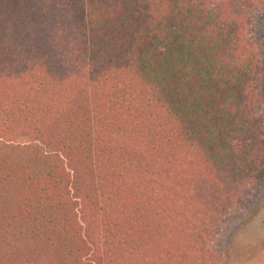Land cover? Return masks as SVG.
Here are the masks:
<instances>
[{
  "label": "trees",
  "instance_id": "obj_1",
  "mask_svg": "<svg viewBox=\"0 0 264 264\" xmlns=\"http://www.w3.org/2000/svg\"><path fill=\"white\" fill-rule=\"evenodd\" d=\"M263 13L0 0V264H224L264 183Z\"/></svg>",
  "mask_w": 264,
  "mask_h": 264
},
{
  "label": "rangeland",
  "instance_id": "obj_2",
  "mask_svg": "<svg viewBox=\"0 0 264 264\" xmlns=\"http://www.w3.org/2000/svg\"><path fill=\"white\" fill-rule=\"evenodd\" d=\"M252 39L262 58L264 108V13L253 22ZM264 245V183L245 192L243 205L224 222L215 242L224 264H252Z\"/></svg>",
  "mask_w": 264,
  "mask_h": 264
}]
</instances>
